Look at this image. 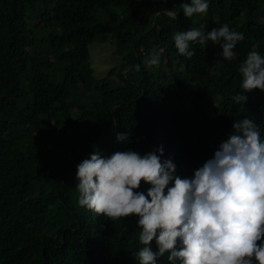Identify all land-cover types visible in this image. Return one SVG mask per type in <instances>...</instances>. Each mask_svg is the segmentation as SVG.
I'll use <instances>...</instances> for the list:
<instances>
[{
    "label": "trees",
    "instance_id": "obj_1",
    "mask_svg": "<svg viewBox=\"0 0 264 264\" xmlns=\"http://www.w3.org/2000/svg\"><path fill=\"white\" fill-rule=\"evenodd\" d=\"M184 2L0 0V264H138L136 218L111 221L78 203L77 165L94 150L162 145V159L184 177L235 120L252 118L264 137V91L231 99L240 63L250 51L264 55V0H209L191 20ZM223 24L245 35L232 61L211 41L191 44V58L174 47L176 31ZM96 41L123 57L103 77L91 62ZM153 48L160 64L148 70ZM122 132L127 143L116 140ZM159 264H169L167 254Z\"/></svg>",
    "mask_w": 264,
    "mask_h": 264
},
{
    "label": "clouds",
    "instance_id": "obj_2",
    "mask_svg": "<svg viewBox=\"0 0 264 264\" xmlns=\"http://www.w3.org/2000/svg\"><path fill=\"white\" fill-rule=\"evenodd\" d=\"M208 8L209 0L180 4L189 20ZM172 39L185 57L194 55L191 44L204 49L211 41L224 60L232 61L245 35L223 24L210 31H176ZM143 63L148 70L159 66L160 51L153 48ZM135 67L140 70L139 64ZM238 71L241 91L231 98L236 104L245 103L246 91H264V55L250 51ZM209 75L220 73L209 69ZM128 138L127 132L116 134L117 141L127 143ZM163 152L162 145L143 154L128 149L103 156L94 150L77 165L79 205L111 221L135 217L142 245L135 253L138 264H159L165 254L169 264H264V137L259 125L249 117L235 120L227 138L188 176L177 175L176 164L162 159ZM141 181L149 185L145 191L138 190Z\"/></svg>",
    "mask_w": 264,
    "mask_h": 264
},
{
    "label": "rangeland",
    "instance_id": "obj_3",
    "mask_svg": "<svg viewBox=\"0 0 264 264\" xmlns=\"http://www.w3.org/2000/svg\"><path fill=\"white\" fill-rule=\"evenodd\" d=\"M115 46L110 42H93L90 45L91 62L95 67L97 77H103L108 70L123 61V57L115 54Z\"/></svg>",
    "mask_w": 264,
    "mask_h": 264
}]
</instances>
